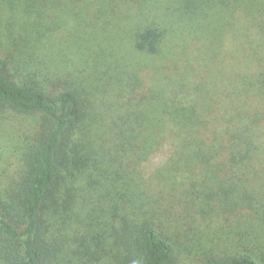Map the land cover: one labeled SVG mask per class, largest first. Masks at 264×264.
I'll return each instance as SVG.
<instances>
[{"label": "trees", "instance_id": "16d2710c", "mask_svg": "<svg viewBox=\"0 0 264 264\" xmlns=\"http://www.w3.org/2000/svg\"><path fill=\"white\" fill-rule=\"evenodd\" d=\"M0 6L20 51L11 72L0 48V107L36 120L4 190L0 264H178L157 219L182 199L264 220V0Z\"/></svg>", "mask_w": 264, "mask_h": 264}, {"label": "rangeland", "instance_id": "374dc122", "mask_svg": "<svg viewBox=\"0 0 264 264\" xmlns=\"http://www.w3.org/2000/svg\"><path fill=\"white\" fill-rule=\"evenodd\" d=\"M0 9L4 10L0 13V48L10 65L8 68L12 69L11 66H14L20 57V51L14 49V42L4 22L5 9L2 6ZM11 69L10 71L13 72ZM35 126L34 117L18 115L0 107V202L2 203L0 208L6 203L7 194L4 190L10 181L7 180L8 176L14 174L21 153L17 143L29 139ZM103 202L104 199L99 200L93 196L90 208L92 205L102 208L105 205ZM175 202L177 204L172 206L167 216L157 220L160 222V227H165L164 231H168L166 236L176 254L178 264H205L207 255L213 259L225 253H249L257 258L258 264H264V220L261 219L252 226L249 221L247 222L246 216H234L233 213L214 215L208 213L212 206L192 208L190 201L182 199L179 203ZM97 216L100 217L99 221L109 220V216L102 212ZM67 224L73 226L72 230L77 231L74 223L67 221ZM69 242L70 244L66 246H75L72 241ZM88 244L94 246L91 241Z\"/></svg>", "mask_w": 264, "mask_h": 264}]
</instances>
